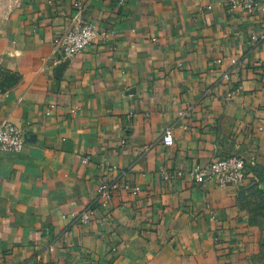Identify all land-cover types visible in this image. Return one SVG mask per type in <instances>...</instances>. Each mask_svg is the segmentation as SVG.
Listing matches in <instances>:
<instances>
[{
    "label": "crops",
    "instance_id": "1",
    "mask_svg": "<svg viewBox=\"0 0 264 264\" xmlns=\"http://www.w3.org/2000/svg\"><path fill=\"white\" fill-rule=\"evenodd\" d=\"M81 1L106 37L65 61L52 40L73 0H17L0 28V121L25 139L0 151V264H254L264 223L244 201L264 186V39L250 38L264 11ZM229 156L246 163L241 185L194 181ZM100 179L117 184L106 206Z\"/></svg>",
    "mask_w": 264,
    "mask_h": 264
},
{
    "label": "built area",
    "instance_id": "2",
    "mask_svg": "<svg viewBox=\"0 0 264 264\" xmlns=\"http://www.w3.org/2000/svg\"><path fill=\"white\" fill-rule=\"evenodd\" d=\"M223 1L232 11L246 13H253L259 10L264 11V8L261 7V0ZM85 7V4L81 0H73V12L68 23L53 37L52 54L56 58L58 57L60 61H65L82 53L95 39L106 37V33L99 31L90 21L83 18ZM263 39V34L253 35L250 38V43L255 45ZM163 143L165 146L173 145L171 128L165 129ZM24 146L25 139L23 133L7 119L0 121V151L18 153ZM247 174L248 170L244 159L236 156L215 159L205 167H196L191 173L196 183H202L208 178H213L220 188L241 185L245 181ZM178 176H181L179 172L177 173ZM163 178L170 180L173 177L163 173ZM115 189H117L116 183L99 180L97 193L102 206H106L107 200ZM83 220L88 222L89 215L84 213Z\"/></svg>",
    "mask_w": 264,
    "mask_h": 264
},
{
    "label": "rangeland",
    "instance_id": "3",
    "mask_svg": "<svg viewBox=\"0 0 264 264\" xmlns=\"http://www.w3.org/2000/svg\"><path fill=\"white\" fill-rule=\"evenodd\" d=\"M17 9V0H0V28L10 19ZM245 211L253 220L262 218L264 223V186L260 189H249L245 196ZM255 254L254 264H264V229Z\"/></svg>",
    "mask_w": 264,
    "mask_h": 264
}]
</instances>
